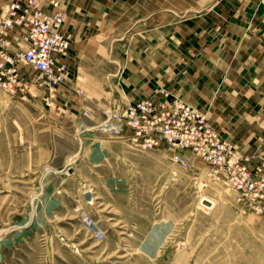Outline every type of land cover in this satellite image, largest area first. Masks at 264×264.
Here are the masks:
<instances>
[{"label": "rangeland", "instance_id": "1", "mask_svg": "<svg viewBox=\"0 0 264 264\" xmlns=\"http://www.w3.org/2000/svg\"><path fill=\"white\" fill-rule=\"evenodd\" d=\"M111 38L110 53H101L110 76L98 85L110 96L93 94L84 115L70 116L59 101L61 88L80 89L68 81L69 67L52 105L45 90L40 98L33 90H0V264H264V212L238 205L207 163L167 144L142 148L129 132L96 129L113 109L145 98L185 102L165 83L146 95V85L133 82L131 52L126 60L128 37ZM18 66L28 75L27 65ZM175 156H186L190 167ZM201 197L213 206H200ZM82 213L103 237L82 223Z\"/></svg>", "mask_w": 264, "mask_h": 264}, {"label": "crops", "instance_id": "2", "mask_svg": "<svg viewBox=\"0 0 264 264\" xmlns=\"http://www.w3.org/2000/svg\"><path fill=\"white\" fill-rule=\"evenodd\" d=\"M8 1L0 0V8ZM38 1L51 8L50 0ZM58 1L63 29L73 35L68 81L80 88L58 92L70 116L84 115L93 94L109 98L98 86L110 76L111 62L101 53H110V37H128L124 53L133 54V82L145 84L146 95L165 83L172 95L203 109L239 155L264 152V8L256 0ZM25 69L23 93L40 98L44 89Z\"/></svg>", "mask_w": 264, "mask_h": 264}, {"label": "built area", "instance_id": "3", "mask_svg": "<svg viewBox=\"0 0 264 264\" xmlns=\"http://www.w3.org/2000/svg\"><path fill=\"white\" fill-rule=\"evenodd\" d=\"M257 1L264 7V0ZM51 7L48 12L38 0H11L0 12V90L10 95L23 92L18 64L24 63L48 93L44 96L48 105H52L57 89L67 81L65 58L72 40L62 29V7L57 1H51ZM14 34H21L20 42L13 39ZM96 129L113 135L129 132L131 141L142 148L167 144L189 151L210 166V176L228 186L238 205L254 213L264 212V152L239 155L201 111L181 100L161 103L145 98L117 107ZM174 159L185 168L190 167L186 156ZM213 204L205 197L199 200L204 208ZM81 221L95 237L104 236L103 229L89 214L82 213Z\"/></svg>", "mask_w": 264, "mask_h": 264}, {"label": "bare ground", "instance_id": "4", "mask_svg": "<svg viewBox=\"0 0 264 264\" xmlns=\"http://www.w3.org/2000/svg\"><path fill=\"white\" fill-rule=\"evenodd\" d=\"M257 1V0H256ZM6 2V1H5ZM40 3V1H39ZM258 3V1H257ZM259 4V3H258ZM65 17V16H64ZM63 25H64V22H63ZM62 29H63V26H62ZM20 37H21V34H14L13 35V39L17 42H20ZM72 41V40H71ZM85 196L87 199H94V197L92 196L93 192L92 191H89V190H86L84 192ZM209 200V199H208ZM211 200V199H210ZM212 202H214L213 200H211ZM123 233V232H122Z\"/></svg>", "mask_w": 264, "mask_h": 264}]
</instances>
